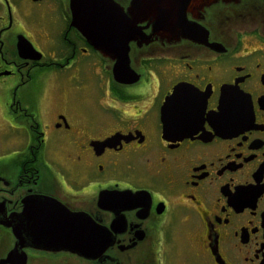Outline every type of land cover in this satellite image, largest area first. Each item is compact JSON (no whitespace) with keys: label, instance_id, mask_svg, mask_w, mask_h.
Listing matches in <instances>:
<instances>
[{"label":"flooded vegetation","instance_id":"af4514ba","mask_svg":"<svg viewBox=\"0 0 264 264\" xmlns=\"http://www.w3.org/2000/svg\"><path fill=\"white\" fill-rule=\"evenodd\" d=\"M79 2L0 0V264H264V0L114 58Z\"/></svg>","mask_w":264,"mask_h":264},{"label":"water","instance_id":"95a60500","mask_svg":"<svg viewBox=\"0 0 264 264\" xmlns=\"http://www.w3.org/2000/svg\"><path fill=\"white\" fill-rule=\"evenodd\" d=\"M232 1L237 0H133L128 13L131 19L120 7L105 19L104 14L97 13L99 7L105 9L103 5L105 0H80V7L78 6L77 10L84 11L85 17H97L100 14L102 18L97 23L84 24L75 20L73 25L89 37L96 49H102L111 58H114L113 53L117 51L121 57L128 54L126 44L131 41L136 42L138 39L145 40V37H141L140 24L148 22L153 26L154 33L159 35L165 34L180 40L195 41V35L205 29L190 22L188 14L203 11L220 2ZM81 16L77 14V17ZM119 69L125 70L121 66ZM176 96L175 93L174 97Z\"/></svg>","mask_w":264,"mask_h":264},{"label":"rangeland","instance_id":"374dc122","mask_svg":"<svg viewBox=\"0 0 264 264\" xmlns=\"http://www.w3.org/2000/svg\"><path fill=\"white\" fill-rule=\"evenodd\" d=\"M4 155H5V152H2V151H1V148H0V157H1V156H4Z\"/></svg>","mask_w":264,"mask_h":264}]
</instances>
